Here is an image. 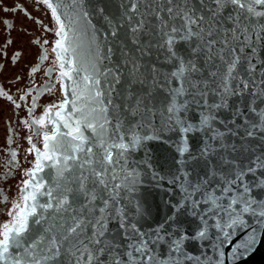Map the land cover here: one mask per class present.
Masks as SVG:
<instances>
[{
	"label": "snow or ice",
	"instance_id": "snow-or-ice-1",
	"mask_svg": "<svg viewBox=\"0 0 264 264\" xmlns=\"http://www.w3.org/2000/svg\"><path fill=\"white\" fill-rule=\"evenodd\" d=\"M43 2L59 25L57 35L62 39L56 41L60 49L57 59H63L71 47L64 46L67 39L64 25L60 24L57 7L50 0ZM161 2L162 7L153 8L151 5L156 4V0H131L132 11L140 16L132 31L135 35L152 22V27L159 29L157 34L163 43L156 46H167L166 62L175 69L168 73L171 79H166L164 84L179 83V87L168 88L167 95L159 102L166 105L168 121L175 119L182 126V132L202 130L206 137L198 153L179 161L183 169L181 200L171 205L172 213L150 232L139 230L124 207H117L137 183L138 174L127 154L142 139H151L147 135L138 136L133 129L150 123L144 117L153 113L157 97L149 89L139 94L129 91L128 99L133 100L134 105H115L110 118L108 107L102 105H113V100L110 94L106 101L101 99L104 93L97 89V107L92 109L90 118L73 119L72 114L81 111L73 100L67 115L56 112V119L49 120L53 125L52 134L43 133L44 150H35V170H29V179L23 182V206H16L10 223L0 225V264H182L180 259L174 260L172 254L179 253L187 260L199 261V257L188 256L183 245L189 239H205L208 220L218 212L228 215L229 228L246 227L241 218L245 213L264 218V199L257 198L253 191L264 190V151L256 154V148L248 142L239 145L229 142V137L238 136L245 141L258 138L264 142V108L260 107L264 104V56L261 55L264 53V10H258L264 9V0H199V9L193 0ZM141 3L147 5L144 12H140ZM164 12L167 16L162 15ZM4 24L11 27L7 20ZM225 24L231 27L223 28ZM220 35H223V42L217 39ZM193 37L201 41V46L193 52H205L206 48L205 62H220L213 63L215 71L208 73L214 93L208 91V80L196 61L185 60L173 47L177 40L190 41ZM72 62L70 58L66 61L68 65ZM60 67L65 68V63ZM32 71H37V67ZM152 71L157 72L156 69ZM139 72V66L134 64L129 89L133 84L145 83L139 79ZM60 75L72 79L68 71ZM116 82H120L118 78ZM99 83V80L94 81V85ZM157 86L158 82L154 83V87ZM109 87L114 91L111 85ZM0 95L6 93L0 91ZM212 95L219 99L209 104L208 97ZM232 98L237 100L235 105L231 103ZM67 103L65 100L59 107L63 109ZM192 103L203 110L199 125L187 124L177 115L186 113ZM121 107L127 115H121ZM222 109L232 113L231 120L219 121L224 124L225 131L214 127L218 119L215 113ZM253 114L254 118L250 119ZM241 118L243 124H238ZM44 119L41 116L33 123L43 125ZM128 132L132 135L128 136ZM257 132L262 135L257 137ZM177 151L182 157L188 151L183 141ZM201 163L206 169L204 175H194L195 167ZM117 166L120 173L116 171ZM125 166L132 170L125 172ZM121 175V183L112 182ZM98 204L102 206L97 208ZM201 205L207 207L198 211ZM182 212L198 217L203 225L195 235L182 234L184 229L176 224ZM112 223L117 225L115 229L110 227ZM89 227L91 234L87 235ZM235 234L234 230L232 235ZM257 242L255 232L249 233L232 247V255L236 256L239 249H244L241 256L246 255ZM164 244L168 245L167 258L158 251Z\"/></svg>",
	"mask_w": 264,
	"mask_h": 264
},
{
	"label": "water",
	"instance_id": "water-1",
	"mask_svg": "<svg viewBox=\"0 0 264 264\" xmlns=\"http://www.w3.org/2000/svg\"><path fill=\"white\" fill-rule=\"evenodd\" d=\"M50 2L54 7H57L60 24L64 25V35L67 36L64 46H71L70 52L65 53L63 59H60L62 63H65V70L72 77V79L64 77L65 92L69 103L61 111L62 114L67 115L70 112L73 107L72 101L75 100V107L81 111L73 113V119L82 116L90 118L92 109L97 107L95 103L97 89L104 93L101 99L106 101L110 94L113 100V105H102L108 107L110 118L115 105H134V101L128 99L129 91L139 94L145 89H149L153 90L157 97L153 113L144 117L150 123L144 127L133 129L138 136L147 135L151 139H142L135 149L129 150L127 159L138 174L137 183L134 190L127 193L126 198L117 205V207H124L133 222L137 223L139 230L150 232L172 213L171 205L179 202L182 198L183 178L181 172L183 169L179 161L187 159L189 154L198 153L206 140L202 130L184 133L181 130L182 126L177 124L175 119L169 122V114L165 110L166 105L159 102L167 95L168 88L179 87L177 82L164 84L166 79H171L168 73L175 70L172 64L166 62L169 55L167 46L163 48L156 46L158 43L162 44L163 41L157 34L159 29L152 27L154 22L149 23L148 27L137 34H133L132 29L136 27V21L140 19V16L139 13L132 11L131 0H50ZM193 3L197 9L200 8L199 0H193ZM157 5L162 7L161 0H156V4L151 7L154 8ZM146 6L145 3H141L140 12H144ZM258 10L264 9L258 8ZM225 14H227V10ZM162 15L167 16V13L164 12ZM230 27V24L223 26V28ZM223 28L221 29L222 33ZM61 39L62 36L59 40ZM217 39L223 42V35L218 36ZM200 46L201 41L193 37L190 41L177 40V44L173 47L185 60L190 58L196 61L202 70L203 77L208 80V91L214 93L215 89L211 85V77L208 76V73L215 71V68L212 67L213 63L218 65L220 62L215 60L206 63V48L205 52H193L194 48ZM55 49L57 53L60 52L59 48L55 47ZM217 49H219V45H217ZM261 55L264 56V53ZM69 58L73 61L71 65L66 63ZM134 64L139 66L140 72L137 75L139 79L145 80V83L133 84L129 89L130 73L133 72ZM153 69H156L157 72L154 73ZM86 76L89 79L85 80ZM117 78L119 83L116 82ZM96 80H99L100 83L94 85ZM156 82H158V86L154 87ZM110 85L114 91L109 87ZM200 87L203 88L204 85L201 84ZM186 99L191 100L192 98L186 97ZM196 99L199 100V96ZM214 99L218 101L219 98L214 95L209 96L208 103L211 104ZM231 103L235 105L236 98H232ZM260 107L264 108V104H260ZM202 111L200 107L192 103L186 113L177 115H180L187 124L199 125ZM121 115H127L123 107H121ZM215 115L218 119L214 127L225 131L224 124L219 121L231 120L232 113L222 109ZM251 118H254V114L250 116ZM113 123L115 122L113 121ZM237 123L243 124V118L237 120ZM229 127L234 128L235 125L229 124ZM88 134L90 135V133ZM127 135L131 136L132 132H128ZM260 135L262 134L257 132V137ZM182 141L188 149L183 157L177 151V146ZM232 141L238 145L245 142L252 144L257 150L256 154L264 151V142L258 138H248L245 141L240 136L229 137V142ZM124 170L127 172L132 169L125 166ZM116 171L117 173L121 172L119 166ZM205 171V166L201 163L195 167L194 175L203 176ZM177 177H181V179H177ZM122 181L123 176L121 175L119 179L112 182L121 183ZM253 191L257 198L264 199V190L254 189ZM222 203H226V201H222ZM100 206L102 205L98 204L97 208ZM75 207L79 208L80 205H75ZM204 207L207 206L201 205L197 210L201 211ZM137 208H139V212H137ZM233 208L236 206L234 205ZM97 215H99L98 212ZM241 218L245 221L246 227L236 225L229 228L227 226L230 223L228 215L218 212L214 218L208 220L205 239L195 241L189 239L183 245L184 252L188 256L199 257V261L187 260L179 253H173V259H180L182 264H264V218L253 217L250 213L243 214ZM176 224L184 229L182 234L189 236L195 235L197 230L203 228L199 218L190 216L187 212H182L177 217ZM217 224L221 227L217 228ZM110 227L115 229L117 225L112 223ZM234 230L236 234L232 235ZM252 232H255L258 240L253 246V250L241 256L244 249H239L236 256H233L232 247ZM86 234H91L90 227ZM158 251L163 255V258H167L168 245H161ZM102 259L106 258L102 257Z\"/></svg>",
	"mask_w": 264,
	"mask_h": 264
},
{
	"label": "flooded vegetation",
	"instance_id": "flooded-vegetation-1",
	"mask_svg": "<svg viewBox=\"0 0 264 264\" xmlns=\"http://www.w3.org/2000/svg\"><path fill=\"white\" fill-rule=\"evenodd\" d=\"M58 31L43 0H0V91L6 93L0 95V225L23 206L21 190L29 170H35V150H44L43 133L52 134L49 120L68 100L60 75L66 70L55 49ZM41 116L44 124H34Z\"/></svg>",
	"mask_w": 264,
	"mask_h": 264
}]
</instances>
